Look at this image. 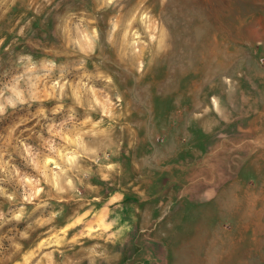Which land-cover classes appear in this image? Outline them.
Here are the masks:
<instances>
[{
  "label": "rangeland",
  "instance_id": "rangeland-1",
  "mask_svg": "<svg viewBox=\"0 0 264 264\" xmlns=\"http://www.w3.org/2000/svg\"><path fill=\"white\" fill-rule=\"evenodd\" d=\"M96 9L95 0H0V86L20 70L16 60L23 54L74 68L82 57L66 47L61 29L74 19L67 14L98 21L101 47L85 58L83 71L112 78L108 91L117 118H105L107 133L94 143L109 157L100 164L118 165L104 181L106 169L83 161L93 169L85 184L96 190L81 187L78 199L58 200L44 186L48 195L40 199H48V211L63 209V215L32 230L30 239L19 241L20 251L5 240L0 264H23L30 251L35 253L30 264L49 252L56 264H88L85 249L93 244L105 247L110 257L97 264H264V0H119L104 11ZM137 9H150L158 31L166 32V50L146 53L141 70L134 59L118 54L123 26ZM109 17L121 23L115 48L105 42ZM79 75L72 71L69 79ZM53 103L43 106L50 109ZM37 107L10 111L0 120V150L25 171L31 169H24L16 149L29 136L28 143L39 145L35 133L46 121L35 117ZM77 113L84 117L80 109ZM91 115L101 119L99 113ZM22 119L27 123L8 138V128ZM16 191L17 204L0 199V209L19 205ZM116 195L122 199L108 205ZM33 207L26 205L28 212ZM86 211L84 224L70 229L62 244L49 243L74 213ZM97 213L119 217L117 227L131 230L114 242L81 237L67 243L89 221L98 223ZM40 215L7 225L0 236L18 239Z\"/></svg>",
  "mask_w": 264,
  "mask_h": 264
},
{
  "label": "clouds",
  "instance_id": "clouds-1",
  "mask_svg": "<svg viewBox=\"0 0 264 264\" xmlns=\"http://www.w3.org/2000/svg\"><path fill=\"white\" fill-rule=\"evenodd\" d=\"M118 2L119 0H95L96 10L104 11L117 5ZM67 15L74 19L67 21L61 31L66 37V47L81 55L78 64L69 69L66 65H58L52 59L35 61L29 54L19 55L16 62L21 66L20 70L0 86V120L5 119L10 111L15 112L25 106L31 108L35 104L38 105L35 117L46 121L42 125V131L35 133L39 141L38 146L27 142L31 136L18 141L16 155L23 161L24 169L31 171L22 170L12 162L13 157L10 154L0 150V199L10 205H16V188L20 189L19 205L10 208L8 212L0 209V229L9 224L18 226L34 213L41 212L39 217L31 220L23 230L19 231L18 239L14 235L0 236V248L4 247V241L7 240L11 248L20 251L23 245L19 241L30 239L32 230L53 224L63 215V209L48 211L51 207L48 199H40L42 193L48 195L44 186H47L49 193L54 192L58 200H63L66 195L69 199H78L81 187L96 190L90 183L85 184V181L93 175V169L90 166L86 167L83 161L89 160L106 169V172L101 173V179L104 181L110 179L107 173L118 168V165L113 163L100 164L101 159L107 161L109 157L102 156L101 146L94 143L107 133V128L102 127L105 118L109 121L117 118L116 106L108 91V86L113 83L112 78L99 70L95 73L83 71L86 65L85 58L95 55L101 47L99 23L95 18L87 19L84 13L79 17L76 13ZM107 24L105 42L115 48L116 35L121 31V23L118 19L109 17ZM134 25L138 26L134 27ZM152 49L156 54L166 50V32L163 29L158 31L157 21L150 9L145 11L137 9L123 26L118 54L123 59H134L137 70H141L144 66L145 54H151ZM72 71L80 72L74 80L69 79ZM93 80L101 82L104 86L98 87ZM115 99L119 100L120 97L117 96ZM66 100L71 102L67 107L64 103ZM53 101L55 103L50 109L43 106L45 102ZM77 109L83 111L82 119L79 118ZM93 113H99L101 119L94 121L91 115ZM58 116L60 119H55ZM25 123L27 120L22 119L11 125L8 128V138H11ZM44 133H47V136ZM5 156L8 158L5 159ZM6 185H14V187L10 190ZM120 199L122 197L119 195L113 196L108 200V205ZM33 204L32 212H28L26 205ZM107 211L106 206L102 212ZM89 215L90 212L87 211L82 215L78 212L74 213L69 218V222L50 237L49 243L62 244L68 231L84 224ZM96 217H99L98 223L95 218L89 221L84 229L67 243L76 244L81 237L105 239L106 243L114 242L125 231L131 230L128 225L117 227L119 217L109 220L101 213H97ZM113 228H116V231H112ZM93 233H108V235L96 236ZM43 247H45L44 243L39 245V248ZM85 252L88 264H97V261H107L110 258L107 249L101 244H93L85 249ZM34 257V252L26 253L23 256V264H30ZM37 264H56V262L53 254L49 252L37 260Z\"/></svg>",
  "mask_w": 264,
  "mask_h": 264
}]
</instances>
